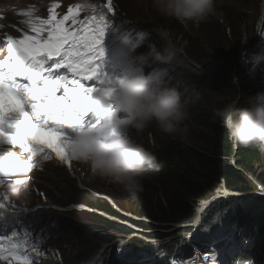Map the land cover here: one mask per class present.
Returning a JSON list of instances; mask_svg holds the SVG:
<instances>
[{"label":"clouds","instance_id":"1","mask_svg":"<svg viewBox=\"0 0 264 264\" xmlns=\"http://www.w3.org/2000/svg\"><path fill=\"white\" fill-rule=\"evenodd\" d=\"M103 1L106 3V0ZM94 2L95 0H90L91 4ZM85 3L86 0H58L57 4L66 9L72 7L73 10L76 4L80 5V12L75 17L79 15L81 20L86 19L93 25L92 11L86 9ZM115 5L119 7L117 1ZM150 5L160 16L169 20L175 19L193 24L203 22L209 17L214 20V23L218 20L215 16L217 0H150ZM260 7H264V0H260ZM260 11L261 9L256 18L258 22L256 24L255 20L250 33L245 32L244 34L240 31L239 39L234 35L236 42L229 52H223L224 58L219 57L216 52H210L208 48L204 49L201 55L203 57H198L183 45L179 46L180 40L175 45L171 44L168 31L172 29L169 28L154 29L160 38L157 39L155 33L144 27L145 21L137 17L138 21H135L123 9H115L117 16L110 21L111 31L106 37V55L109 61L122 58L132 68L138 65L140 71H132L130 75L122 76L117 83L109 85L114 90V94L110 101L113 107L105 110L108 115L101 118L100 124L84 126L81 131L73 135L67 145L69 156L86 163L89 167L88 169L82 167V170L88 172L86 178L90 183L84 190V180L76 178L74 174L82 171L80 166L65 165L67 170L71 169L67 175L71 181L76 183V187L91 194L87 200L89 207L83 212H78L79 215L84 218L98 215L108 216L100 210L111 209L115 202L118 205L122 204L124 192L131 196L142 192L143 181L146 176H149V170L153 172L160 170L163 173V170L167 172L170 169L164 164L167 148L173 150L172 157L176 150L187 153L198 151L201 144L199 143L200 137L197 134L192 136V130L198 127L205 129L206 125L202 123V117L206 118L208 126L218 131L216 138L220 137V131L224 133L223 129L226 130V136L229 135L227 147L230 143L233 156L237 157L241 156L240 153L249 152L248 155L255 156V160L251 161L252 165L263 159L261 156H264V55L262 54L264 52V19L259 17ZM64 15H69V21L72 20L69 12H64ZM68 22L64 23V27L70 30L71 26ZM132 22L135 24L133 25ZM189 24L179 25L173 22L172 31L179 34L180 38L185 37L183 29H189ZM174 46L179 51H175ZM186 53L191 57L189 58ZM219 60L223 62L218 64ZM238 63L240 70L235 67ZM196 65H203L212 71L213 76L219 72H227L229 77L223 78L220 82L225 87L219 82L213 83L212 79L201 87L197 86L191 81L190 76L196 71ZM197 73L196 77L203 75L199 71ZM67 75L73 79L70 72ZM176 76H178L177 79L173 80ZM84 83L86 87L95 86L92 81H84ZM256 85L260 86V89H257ZM58 95L62 94L58 93ZM201 99H206L203 102L205 111L195 115L193 112L197 111L196 105ZM188 107L190 112H188ZM112 112L116 113V118H111ZM133 129L137 132L142 131L143 138L139 143L127 134ZM160 139L161 141L158 142ZM216 140L219 143L222 141L220 138ZM14 147L15 145H5L8 152L0 158V176L14 167H28L26 162L28 154L22 153L20 146ZM37 160L36 167L29 168L27 171L40 180L41 186L44 184L43 186L50 190H67L69 191L67 193L72 190L70 194H74L76 189H73L72 182L61 180L62 170L58 168L54 154L49 160L39 157ZM234 169L241 170L238 166ZM67 170L64 169L65 173ZM250 177L255 187L249 189L252 190L250 194L244 192L243 195L247 202L253 197L259 199V190L263 187V184L256 178ZM147 178L148 183H152L155 177ZM167 178L174 179L175 176L170 174ZM94 182L96 184H93ZM168 182L170 185H176L177 188H169L167 191L170 193L166 192L164 195L167 197L178 195L183 182L177 178L174 182L172 180ZM4 183V179L0 178V195L21 200L25 203L23 210L26 214L33 213L40 218L28 217L27 221L19 214L12 213L13 219L19 223L16 229L20 228V224H29L40 230L37 236L40 249L38 261L42 264H65L66 252L70 248H74L72 251L76 248V244L60 243V240L65 242L64 239L67 237H76V227L68 224L72 220V214L64 209L44 214L38 210L37 204L27 202L30 197L27 189ZM216 186L217 183L214 187ZM113 189L120 191L117 197H113L110 193ZM151 189L155 193L149 201L157 203L160 200L158 194L161 191L158 188ZM226 189L224 193L218 191L206 201L207 210H197L192 204L193 213L186 220L166 221L158 218L153 226H147L132 219L129 214L127 218L126 214H120L117 217L111 216L113 219L109 221L108 226L114 230L123 231L127 236L124 241H121L119 247L123 253L129 246L134 247L135 245L136 251L149 257V253H154L157 248H149L148 244L155 240H163L169 248H173L169 245L170 243L179 249L173 251L178 258L191 257L198 259L201 264H226L229 259L233 264H264V252L261 253L264 251V243L261 241L263 233H258L256 236V233L246 232L251 230L246 222L251 221V217L261 219L264 214L251 216L248 213L251 217L246 216L243 211L239 210L238 204L242 202L241 194ZM99 192L106 197L100 203L93 199L95 196L98 197L96 193ZM202 198L209 197L205 194ZM221 199L224 203L218 205ZM260 200L264 199L260 198ZM0 202L8 203L2 198ZM213 212L217 214L215 220L218 224L211 228L208 227V221L204 220ZM64 218H68L69 221H65ZM22 219L23 222H21ZM55 220H60L61 227L65 226V236H63V231L59 234L55 231L54 235L47 233ZM80 228L85 236L96 235V229L89 224H82ZM179 237L180 244L170 242V240L176 241ZM57 238H59V243L54 250L52 242ZM239 238L243 240L237 241ZM78 240L80 241V238ZM108 242L112 251L111 256L114 257L113 239L108 238ZM255 248L258 257L250 254ZM189 252H193V256H190ZM230 252H234L236 261L233 257H229ZM159 264L167 263L161 260Z\"/></svg>","mask_w":264,"mask_h":264},{"label":"snow or ice","instance_id":"2","mask_svg":"<svg viewBox=\"0 0 264 264\" xmlns=\"http://www.w3.org/2000/svg\"><path fill=\"white\" fill-rule=\"evenodd\" d=\"M106 12L112 18L117 16L113 0H107ZM69 18L65 15L57 20L53 15L50 20H41L39 26L30 19L27 23L35 35L6 37L8 58L0 62V158L8 152L5 145H19L22 153L28 154L25 171L36 167L38 157L49 160L53 154L58 162L70 166L67 145L73 135L84 126L100 124L108 115L105 110L113 107L110 101L114 90L109 85L134 71L124 59L110 62L106 55L110 20L103 15L97 20L94 15V26L80 34L64 27ZM71 18L75 21L74 15ZM45 25L49 26L47 36L43 35ZM60 69H68L73 79L59 75ZM84 81H92L95 86L86 87ZM61 86L64 95H57ZM111 118H116L115 112ZM20 170L14 167L0 177ZM4 208L0 203V209ZM4 215L0 211V222ZM16 236L15 230L11 235L0 234V260L32 264L22 244L13 240Z\"/></svg>","mask_w":264,"mask_h":264},{"label":"bare ground","instance_id":"3","mask_svg":"<svg viewBox=\"0 0 264 264\" xmlns=\"http://www.w3.org/2000/svg\"><path fill=\"white\" fill-rule=\"evenodd\" d=\"M14 1H16V2H14ZM14 1L3 0V2H1L2 4H0V38H1V40H0V62H2L3 60L8 58L7 40H6L7 35H12L14 38H17V39H23L25 35H35L36 34L35 32H33L31 30V27L27 23V21L30 19L32 20V18L27 17L25 14L27 13L28 15H33L34 13H36V15H38V16H44V17H48L49 19H51L55 13V8H56V5L58 3V0H45L44 5L41 7H38L37 5L33 4V2H28V3L25 2L26 0H14ZM62 1H65V0H62ZM86 2L90 3V0H86ZM93 4L94 5L91 8H96V10L92 11V15L101 13V15L104 16V11L99 12V9H103V10L106 9L107 0H106V3H104V1H103V2L99 3V5H98V2L95 0V2ZM260 9H261V11H260L259 17L264 19V7H262V8L260 7ZM114 10H115V7H114ZM58 14H64V12H61ZM76 14H79V11L73 10V12L71 13L72 16L73 15L75 16ZM106 15L108 17H111L110 13L106 12ZM127 15H129V14H127ZM257 17H258V15H257ZM78 18H79V15H77L75 17V21H73V19H72L69 21L70 23H68V24L71 27H73L74 25L77 24ZM121 18H126V17H121ZM131 18H132V16H131ZM127 19H129V18H127ZM33 22L36 23L35 21H33ZM172 22H174L175 24H179V25L186 24L185 22H180V21L175 22L174 20H172ZM257 22H258V20H256V24H257ZM132 24L134 25L135 23L132 22ZM197 24H199V23H197ZM36 25H37V23H36ZM144 27L147 28V30H149L150 32L155 33V38H157V39H160V38L157 36L156 31H154V29H156L158 27L164 28L161 24L160 19L157 21H152L151 23H147L144 25ZM48 28H49V26L46 25L45 26V32L43 33L44 36H47L46 30H48ZM88 28H90V27H89V25H87V21H85L78 28V32H80V34H84L83 30L88 29ZM168 33H169V39L171 41V44H177L178 42L176 40L174 32L171 30V31H168ZM162 46L164 47L163 43H162ZM174 47L176 48V46H174ZM176 50H178V49L176 48L175 51ZM188 57L190 58L191 56L188 55ZM222 62H223V60H219L218 64H221ZM191 66L192 65H190V67ZM235 67L237 68V70H240L239 69V63H238V65H235ZM132 69L134 71H140V66L137 65V66L133 67ZM195 69H196V71L190 75L191 81L194 82L197 86L201 87V86L206 84V81H205L203 76L196 77V76H198L197 71H199L203 74L204 72H206L207 69L203 65H196ZM178 76H176L173 80L177 79ZM225 77H229L227 75V72H224V78ZM38 83H40V85L42 84L41 82H38ZM188 105H190V104L188 103ZM188 112H190L189 107H188ZM212 116H213V113H212ZM127 134L130 135L138 143L143 138L142 131L137 132L136 130L133 129V130H130ZM228 137H229V135H228ZM160 141H161V139L158 142H160ZM18 147H19V145H15L14 148H18ZM239 147L246 148L245 146H239ZM166 153L170 154L169 152H166ZM239 155H242V154L240 153ZM240 157L241 156L235 157V156L231 155L226 160H227V162H229V164L233 168H235V166L241 167L239 165ZM170 162H171V159L168 162H166L164 160V164H166V165H168ZM56 164H57L58 168H60L62 170V173L60 174L61 180L65 179L68 182V180H70V179H69L67 174L70 173L71 169L67 170V168L65 167V165L67 163H61V162H58V160H56ZM71 165L72 166L73 165H79L80 170H82L83 166L85 167V169L89 168L86 163H82L81 161L74 160V159H72ZM258 167L260 169L264 170V163L262 165H259ZM64 169L67 170V173H65ZM243 171H244V173H246L245 170H243ZM74 174H75L76 178H78L80 180H84L83 189L86 190L87 186L90 184L88 181V178H86L88 175V172L82 170V171H77ZM246 174H248V173H246ZM0 178L4 179L5 185H9V184L18 185V186H21L22 189H27V191L30 193V197L27 200V202H33V203L37 204L38 210H40L44 214L50 213L51 211L57 212L59 209H64L65 211H69L72 214V220L69 221L68 218H64V220L69 221V222H72L73 220L74 221L80 220V222H76V223H80V224H77L76 230L77 231L78 230L83 231L80 228V225L84 221V220H82L83 216L79 215L78 212H83L85 210V208L89 207L87 200L91 197V194H90V192H85V191L80 190L78 187H76L75 182L70 180L73 184V187H74L73 189H76V190H75L74 194H69L65 190H50L47 187L43 186L44 184L41 186L40 180L38 178H34L33 174H31L29 171H25L23 168H21V170L18 172L12 173L10 176L0 177ZM95 178H98V177H95ZM250 178H251L250 175L249 176L247 175V178H245V179L247 180ZM155 182H157V180ZM93 184H96V182H94ZM248 184H249V186L253 187L250 182H248ZM262 184H264V181H262ZM220 186L223 187V189H219L221 193H224L225 191H227L226 185H220ZM220 186H218V187H220ZM215 190H216V188H214L212 190V192L207 195L209 197L207 199L202 198L201 201H198L197 199L194 200L193 202H194L195 208L197 210H199V209H206L207 210L206 201L208 199H210L211 197H213L214 194L217 193ZM230 190H232V189H230ZM159 191H161V193L163 194L164 189L163 188L161 190L159 189ZM232 192H234V190H232ZM96 194L98 197H96V196L93 197L94 201L100 203L106 199V197L103 196L102 192H99ZM239 194H241V196H244L243 195L244 193H239ZM5 196L7 197L6 201H8V203L5 204V208L1 209L0 211L6 212L5 214L7 216H9L13 213V214H19V216L24 217L26 219L28 217L29 218L34 217V218L40 219L38 216L34 215L33 213L26 214L23 210V209H25V203L20 202L19 199L9 197L7 195H0V198L4 199ZM260 198L264 199V185L262 187V190L261 189L259 190V199ZM160 200L163 202V205L165 206L167 203L166 198L162 197ZM146 202L142 206L137 207L135 209H132L130 217L132 219L136 220L137 222L143 224V225L153 226L155 221L161 216V209L159 208V203H157L156 205L153 206V213L147 211V213L145 214L144 211H145ZM0 203H2V202H0ZM127 207H128V203L123 202L119 209L116 206H113L109 210H105V211L100 210V212H103V214H106L108 216L98 215L95 217H88L92 221L89 223V225H91L93 228H95L97 232H96L95 236H91V237L90 236H84L82 239H80L82 246L79 248L78 253L73 258L75 264H102L103 260L105 262L106 258L108 256H111L112 251H111V248L109 246L108 238L113 239L114 247L116 248V247L120 246L121 241H124L127 238V236L125 235V233L123 231H117V230H114V228L108 226V223H109V221H111L113 219L111 216L117 217L120 214H125L122 211L123 210L125 211V209ZM212 215L216 216L217 214L213 212ZM125 216L127 218V215H125ZM239 219L241 221V219H242L241 214L239 216ZM246 224L249 227H251L249 222H246ZM52 225H54L56 227V231H63V230H60L61 229L60 220L53 221ZM34 229H36V228L34 227ZM246 232L256 233V236L258 234L257 228H251L250 231H246ZM54 233L52 232V235H54ZM57 233L59 234V232H57ZM64 233H65V231H64ZM55 241H59V238L55 239ZM261 241L264 243V239L262 236H261ZM148 245H149V248H154V247L157 248V250H158L157 254L149 253V255H154V259L157 262L164 260L167 264H171L170 259H173L174 264H194L193 262L197 261L196 259L191 258V257H185V258H181V259L178 258L176 256L175 252H173V251H178L179 249L170 243H169V245L173 248L172 249L169 248L168 246H166L165 241H163V240H155V241L150 242ZM255 250H257V249L255 248L254 252L250 253L251 256H254V257L257 256V251L255 252ZM263 252L264 251H261V253H263ZM189 255L193 256V252H189ZM241 256L242 255H240V257ZM229 257L230 258L233 257L234 261H236L234 252H232V253L230 252ZM197 262H198L197 264H201L200 261H197ZM226 264H233V263L231 262V259H229Z\"/></svg>","mask_w":264,"mask_h":264},{"label":"rangeland","instance_id":"4","mask_svg":"<svg viewBox=\"0 0 264 264\" xmlns=\"http://www.w3.org/2000/svg\"><path fill=\"white\" fill-rule=\"evenodd\" d=\"M6 1H11V0H6ZM44 1L45 0H28V1L26 0L25 2L27 3L33 2V4L37 5L38 7H41L44 5ZM96 1L98 2V5L99 3L103 2V0H96ZM116 1L118 2L119 7L115 5ZM1 2H3V0H0V4H2ZM85 4H86L87 10H90V11L96 10V8H91L94 4L87 3V2ZM113 4H114L115 9H118V10L123 9V11H125L126 14L131 15L133 19H135V21H138L137 18H139V20L141 21H145L144 24L151 23L152 21H157L160 19L161 24L165 29L169 28L173 30L174 27H173L172 20H174L175 22L177 21L175 19L169 20L166 17L160 16L151 7L150 0H113ZM60 7H61L60 5L56 6L55 12H58ZM74 10L80 12V8L79 9L75 8ZM259 10H260V0H217L215 16L218 17V20L221 19L220 22L217 20L215 21L216 23H214V20L211 17H209L208 20L206 21L200 22L199 24L185 22V23H190L189 29L187 28L183 29L185 37L180 38L179 34L175 32H174V35L177 41L180 40L179 46L183 45L184 48H188L191 52H193L198 57H200V55H202L203 52L205 51L204 49H207V48L212 53L216 52L219 57H224L223 52H229L232 48V45L236 42L234 35L238 37L240 31H243L244 34L245 32L250 33L252 31V25L255 23L257 15L259 14ZM100 11H104V18L106 20H110V21L112 20V17H108L106 15V9L104 10L99 9V12ZM94 15L96 16L98 20L100 18L101 13L93 14V15L91 14V17ZM26 16L32 18V20L35 21L38 26L41 20H50L48 17L38 16L36 15V13H34L33 15H26ZM85 21L86 19L81 20L79 17L77 24L71 27L70 30L78 32V28ZM87 25H89V27L94 26V24L91 25L88 22H87ZM262 54L264 55V52ZM204 100L206 99L199 100L198 104L196 105L197 111L193 112L195 115L202 114L205 111L203 109ZM200 142L201 141L199 140V143ZM192 146H196V145L192 144ZM263 155H264V152H263ZM171 158L172 157L170 156V154L166 153V157L164 158V160L168 162L170 161ZM158 173H159L158 171L153 172L149 170L148 172L149 176H146V178L143 181V185H144L143 191L137 193L135 196H131L128 193L124 192L123 202H127L128 207L125 209V211L124 210L122 211L123 213H125L126 215L127 214L130 215L132 209L140 207L146 201L151 200V198H153L154 196V192L151 188H158L161 190L162 188H166L170 185L168 181H171V180L166 181L165 179H159L156 183H154L157 180L156 177ZM147 177H155V178L152 179L153 180L152 183L151 182L148 183L149 180ZM219 189H223V187L220 186L216 188L215 191L218 192L220 191ZM66 192H69V191L66 190ZM71 192L72 190L70 191V193ZM110 193L112 194L113 197H117L120 194V191L117 189H113L110 191ZM19 201L21 202V200ZM154 201H157V200H154ZM157 203H152V204L154 206ZM121 205L122 204L118 205L115 202L113 206H116L119 209ZM5 213L6 212H4V214ZM4 220L5 221L7 220L6 214L4 215ZM82 220H84L82 224H85V223L89 224L90 222H92L89 218L83 217ZM76 222H80V220H75V221L73 220L72 222H69L68 224H72L76 227L77 224H80ZM60 230H63L64 232L65 226L61 227ZM15 231L17 232V236L13 237V240L18 243H21L22 247L29 249V251L33 253L31 260L32 262H35L36 264L37 260L39 259V252H40V249L38 247L39 244H37V239H38L37 236L40 230L34 229V227L29 224H23V225L20 224V228L16 229ZM55 231H56V227L54 225H51L47 233L52 235V232L54 233ZM56 232L60 233V231H56ZM8 235H11V234H8ZM63 236H65V233ZM84 236L85 234L83 231L76 230V237H67L64 239L65 242L60 240V243L76 244L75 250L72 251V249L74 248H70L69 251L66 252L67 261L65 264H75L73 258L78 253L79 248L82 246V243L78 240V238L82 239ZM25 240L27 241L26 243H24ZM58 243L59 241L53 240L52 249L55 250L58 246ZM33 245H36V247L33 248L32 247ZM154 248L156 249V247ZM157 252L158 250L155 251L154 254H157ZM62 259L64 258L62 257ZM196 260L199 261L198 259ZM197 261H194L193 263L197 264L198 263ZM170 262L171 264H174L173 259H170ZM144 264H159V262H157L154 259V255H149V262H145Z\"/></svg>","mask_w":264,"mask_h":264},{"label":"trees","instance_id":"5","mask_svg":"<svg viewBox=\"0 0 264 264\" xmlns=\"http://www.w3.org/2000/svg\"><path fill=\"white\" fill-rule=\"evenodd\" d=\"M200 57L203 56L200 55ZM202 76L204 77L206 83H208L211 79L213 83H220L224 78V72H219L213 76L212 71L207 69ZM221 85L223 86V84ZM201 121L206 125L205 129L198 127V129L192 130V136L197 134L200 137V149L193 153L176 150L174 156L171 158V162L166 166L170 169H168L167 172L163 170V173L159 171L157 175V181L159 179H165L166 181L172 180L174 182L177 178L183 182L181 192L178 191V195L176 196L167 197L164 195L168 192L167 190L169 188L176 189V185H169L168 187L163 188V194H158L160 199L165 197L167 200L165 206L161 200L158 201L159 208L161 209V216L159 219L161 220L179 221L190 218L194 209V206H192V204H194L193 201L196 199L199 201L203 196H205V194L208 195L211 193L216 183L217 186L214 188H217L220 185H226L228 189H232L234 192H247L250 194L252 193V190L249 189L254 188L255 185L250 179H245L247 178V175L256 178V180L260 183L264 181V170L258 167L264 163V156H261L263 159L257 164L252 165L251 161L255 160V156L248 155L249 152L242 154L239 161V165L242 168L239 167L241 170L236 171L226 160L228 157L233 155L230 143L227 147L228 135L226 136V130L223 129L224 133H221L220 131V137L218 138L222 139V141L219 143V141L216 140L218 139L216 138L218 131L213 130V128L206 124L207 120L205 117H202ZM213 127L219 129L217 126ZM167 152L171 155L173 150L168 148ZM258 158L259 157H257V159ZM173 162H175L174 165ZM243 170H245L248 174L244 173ZM170 174H173L175 178H167ZM248 182H250L253 187L249 186ZM178 184L181 185V183ZM235 200L237 201L238 198L236 197ZM241 200L242 202H239L238 204L240 206L239 210L240 212L243 211L246 216L251 217L264 214V200L253 197L249 200V202H247L244 196H241ZM223 203L224 200L222 199L218 202L219 205ZM238 205H236V207H238ZM147 211L153 213V205L151 201L146 202L144 213L146 214ZM249 223L251 228H257V233H263L262 237L264 239V215L261 219L251 217V221H249Z\"/></svg>","mask_w":264,"mask_h":264},{"label":"water","instance_id":"6","mask_svg":"<svg viewBox=\"0 0 264 264\" xmlns=\"http://www.w3.org/2000/svg\"><path fill=\"white\" fill-rule=\"evenodd\" d=\"M56 6H59L58 4L56 5ZM61 12H69V9H66V8H62V7H60V9H59V11L58 12H55L54 13V15L56 16V19L57 20H62L63 19V17L65 16L64 14H58V13H61ZM65 23V22H64ZM68 23H70V22H68ZM256 88L257 89H260V86H258V85H256ZM225 213H226V211H225ZM218 217V216H217ZM215 216H213V215H209L204 221H208L207 222V224H208V227H211V228H213V227H215L218 223H217V221L215 220ZM243 240V238H239V240H237V241H242ZM235 244H236V242H235ZM236 246V245H235Z\"/></svg>","mask_w":264,"mask_h":264}]
</instances>
